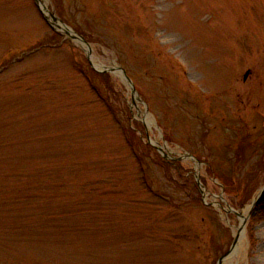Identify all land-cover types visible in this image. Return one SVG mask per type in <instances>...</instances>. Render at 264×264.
Listing matches in <instances>:
<instances>
[{"label": "rangeland", "instance_id": "obj_1", "mask_svg": "<svg viewBox=\"0 0 264 264\" xmlns=\"http://www.w3.org/2000/svg\"><path fill=\"white\" fill-rule=\"evenodd\" d=\"M42 1L88 46L0 0V264H220L260 195L264 264V0Z\"/></svg>", "mask_w": 264, "mask_h": 264}, {"label": "water", "instance_id": "obj_2", "mask_svg": "<svg viewBox=\"0 0 264 264\" xmlns=\"http://www.w3.org/2000/svg\"><path fill=\"white\" fill-rule=\"evenodd\" d=\"M35 1H36L37 6L39 7L41 13H42L43 16L45 17V19L50 23V25H52L55 29H57V30H59V31H62V32L66 33V34L69 35L73 40H76V41H79V42H83V43H85V44L88 46L87 42H86L82 37H80V36H78L76 33H74V31H72V29H70L67 25H65V24H64V23H63V22H62V21H61L56 15H54L53 13H50V16H49V15H46V14L44 13V11L42 10V8H41L42 0H35ZM60 23H61L62 25H61ZM88 49H89V47H88ZM87 53H88V56H87V57H88V60H89L90 63H91V66H92L95 70L99 71V70L97 69V67L94 65L93 61H92L91 50H87ZM111 71H113V69H110V68H109V69H105L103 72H111ZM100 72H101V71H100ZM121 72H122V74H124V76L126 77V79L128 80V82L132 85V80L126 75L125 71H124L123 69H121ZM249 74H250V72L247 73L245 79L247 78V76H248ZM132 90H133V92L137 93V90H136L135 88H133ZM148 139H149L150 143H151L152 145H154V146L157 148V150L162 154V156H164L166 159L182 160V158H178V157H170L169 155H166L165 149H164L163 147H160V145L154 144L150 137H149ZM186 158H190V159L194 160V157H193L192 155H187ZM196 179H197L198 185L200 186V191H201L203 197H205V196H204V191L201 189V187H203V185H202V183H201V180H200V177H199L198 174L196 175ZM263 192H264V191H263ZM263 192H262V194H263ZM260 196H261V195H260ZM260 196H259V198H260ZM259 198L257 199V201H255V202L253 203V205H252L253 207H254V205L257 204V202L259 201ZM231 212L237 213V212H235L234 210H231ZM245 225H246V221H244L243 227H245ZM236 243H237V238L235 239V241H234V243H233V246H232L231 250L229 251V253H227L224 257H222V258L220 259V261H219L220 264H222V262L224 261L225 257H227V256L232 252V250H233V249L235 248V246H236Z\"/></svg>", "mask_w": 264, "mask_h": 264}, {"label": "bare ground", "instance_id": "obj_3", "mask_svg": "<svg viewBox=\"0 0 264 264\" xmlns=\"http://www.w3.org/2000/svg\"><path fill=\"white\" fill-rule=\"evenodd\" d=\"M41 8H42V10L44 11V13L46 15H49L50 16L49 7H48V5L46 3L42 2ZM92 60H93V62H94V64H95L96 67H98V68H104V67H102V65H100V66L97 65L95 63V60L94 59H92ZM146 121L149 124L151 123V120H150L149 116H147ZM251 212H252V206L251 205L248 206V207H246L242 211V213L240 214L241 219H242L241 220L242 223H244V221H246L249 218V216L251 215ZM235 235H236V238H237V243H236L235 248L232 250V252L227 257H225L224 262L226 264L229 263V262L232 263L235 258H240L241 254H242V251L245 250V244H246V238H247V230L245 229V227H243V226L238 227L237 228V231L235 232ZM259 259H260V262L264 263V251L262 253L260 252ZM240 263H241V259H239V264Z\"/></svg>", "mask_w": 264, "mask_h": 264}, {"label": "trees", "instance_id": "obj_4", "mask_svg": "<svg viewBox=\"0 0 264 264\" xmlns=\"http://www.w3.org/2000/svg\"><path fill=\"white\" fill-rule=\"evenodd\" d=\"M92 70V76L94 75V76H96V77H100V78H104V79H109L108 78V74H99V73H96L93 69H91ZM110 80V79H109ZM129 132H131V133H134V134H136V132H134V131H129ZM130 133V134H131ZM166 138H167V134H166ZM168 138H170L169 136H168ZM130 139H131V141L133 142V140H132V138L130 137ZM243 139H245V137H243ZM142 145H144V144H142ZM135 146H136V144H135ZM145 146V145H144ZM145 148L146 149H149V150H151V148L150 147H148V146H145ZM155 150V149H154ZM156 153H158V152H156ZM158 156H160L159 154H158ZM237 156H239L238 155V153H237ZM160 158V157H159ZM161 159V160H160ZM159 159V161L160 162H162L163 163V165L164 166H169L170 168H172V166L173 167H175V165H178V164H180V161H167V160H165L164 158H160ZM206 161H208V159H205ZM177 162V163H176ZM207 165H208V168H207V173L209 174V175H212L213 174V170H212V165L211 164H209L208 162H207ZM218 178L220 179V182L222 183V185L224 186V188H225V192L226 193H231L232 192V190H233V188H232V184H231V182L230 181H228L227 179H226V176H221V175H219L218 176ZM264 203V197H263V199H262V201H261V204H263Z\"/></svg>", "mask_w": 264, "mask_h": 264}]
</instances>
